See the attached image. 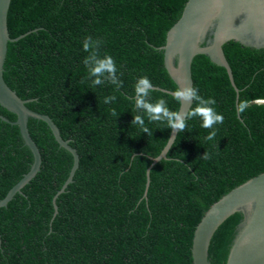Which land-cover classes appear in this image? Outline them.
Here are the masks:
<instances>
[{
  "label": "trees",
  "instance_id": "trees-1",
  "mask_svg": "<svg viewBox=\"0 0 264 264\" xmlns=\"http://www.w3.org/2000/svg\"><path fill=\"white\" fill-rule=\"evenodd\" d=\"M185 2L9 0V37L22 36L7 42L3 79L28 99V108L51 118L76 150L78 165L56 195L54 212L52 198L68 177L72 156L58 146L45 122L28 118L41 162L20 193L0 207V264H193V230L204 212L264 171V47L231 39L222 50L237 98L225 69L207 55L196 54L190 64L192 86L202 97L214 98L213 107L223 115V124L215 125L216 140H204L212 129L201 127L198 117L187 120L166 158L149 168L145 185L146 169L170 129L146 115L152 136L131 124L138 114L133 86L146 76L153 86L177 90L159 46ZM88 36L101 40V55L114 59L122 87L93 86L85 79L88 53L82 44ZM150 95L153 102L163 98L170 110H178L172 95L156 88ZM108 96L115 101L104 103ZM245 99L250 106L240 114L237 103ZM0 115L15 120L1 106ZM204 151L212 159L199 158ZM31 161L18 126L0 119V199ZM243 219L236 211L217 226L207 247L210 264H225Z\"/></svg>",
  "mask_w": 264,
  "mask_h": 264
},
{
  "label": "water",
  "instance_id": "water-1",
  "mask_svg": "<svg viewBox=\"0 0 264 264\" xmlns=\"http://www.w3.org/2000/svg\"><path fill=\"white\" fill-rule=\"evenodd\" d=\"M8 4L9 0H0V106L13 113L15 120L10 121L3 115H0V119L18 126L23 144L31 152L32 161L28 171L0 199V207L5 206L15 193H20L21 188L39 170L40 152L27 128V120L32 117L45 122L58 146L72 156L68 177L52 198L55 212V197L71 181L78 165V155L69 145L68 139L60 136L51 118L28 108L25 105L28 99H21L3 79L7 42L22 36L9 37L6 25ZM248 31L252 33L253 39H250L251 34L245 35ZM206 36L209 38L202 44ZM231 39L255 48L264 47V0H186L180 16L166 31L164 44L159 46L163 53L164 68L177 89L186 85L192 86L190 72L192 58L196 54H205L213 63L225 69L237 98L238 88L234 84L231 69L222 50V45ZM154 88L170 95L175 92L156 86ZM188 107L190 103L179 102L177 111L183 112ZM175 136L176 132L170 129L166 143L160 152L151 158V163L146 169L145 185L148 183L149 168L166 158V152ZM248 201H252L251 208L247 207ZM236 211H241L244 219L229 248L225 264H264V171L231 188L204 212L193 230L191 241L193 264H210L207 259L209 240L217 226Z\"/></svg>",
  "mask_w": 264,
  "mask_h": 264
},
{
  "label": "clouds",
  "instance_id": "clouds-1",
  "mask_svg": "<svg viewBox=\"0 0 264 264\" xmlns=\"http://www.w3.org/2000/svg\"><path fill=\"white\" fill-rule=\"evenodd\" d=\"M102 41L99 39L94 40L91 36L84 39L82 47L83 51L88 53L83 59V64L87 69V77L85 79H91L93 86L102 85L108 82L114 85L117 89L123 86V82L118 78L117 66L114 59L107 54L101 55L100 47ZM84 82L83 80L81 81ZM134 104L138 114L134 115L131 124L138 125L141 132L149 136H152V130L145 126L144 115L150 122H162L166 124V128L173 130L176 133H181L186 130L187 120L198 117L201 120V127L205 129H212L207 136L204 137L205 141H215L217 130L215 125L223 124L224 118L222 114H218L213 107L216 104L214 98H204L199 95V90L193 86H183L178 88L172 93L173 98L180 103L188 104L190 107L187 110L174 111L167 107V101L160 98L156 101H152L151 92L154 90L152 82L146 77L141 76L137 78L134 84ZM115 96L105 97L104 103L115 101ZM195 106H192V105ZM250 106L248 100H240L237 103V112L242 114ZM143 113V115L139 113ZM112 115L118 114L113 109ZM217 147V141L215 144ZM136 158V157H134ZM199 158L204 160L212 159V154L204 151L203 155ZM252 201H248L247 207L251 208Z\"/></svg>",
  "mask_w": 264,
  "mask_h": 264
},
{
  "label": "flooded vegetation",
  "instance_id": "flooded-vegetation-1",
  "mask_svg": "<svg viewBox=\"0 0 264 264\" xmlns=\"http://www.w3.org/2000/svg\"><path fill=\"white\" fill-rule=\"evenodd\" d=\"M247 33H248V35H249V34H251V35H252V33H251L250 31L246 32V33H245V35H246ZM260 36H261V35H260ZM250 39H253V35H252V36H250ZM259 39H261V40H262V38H261V37H259Z\"/></svg>",
  "mask_w": 264,
  "mask_h": 264
}]
</instances>
